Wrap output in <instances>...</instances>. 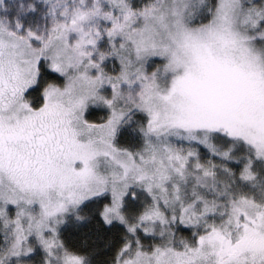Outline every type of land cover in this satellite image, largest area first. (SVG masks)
<instances>
[{
    "label": "snow or ice",
    "instance_id": "obj_1",
    "mask_svg": "<svg viewBox=\"0 0 264 264\" xmlns=\"http://www.w3.org/2000/svg\"><path fill=\"white\" fill-rule=\"evenodd\" d=\"M0 264H264V0H0Z\"/></svg>",
    "mask_w": 264,
    "mask_h": 264
}]
</instances>
